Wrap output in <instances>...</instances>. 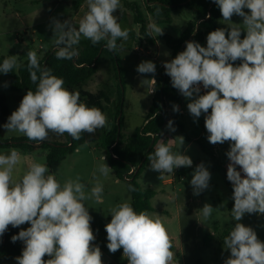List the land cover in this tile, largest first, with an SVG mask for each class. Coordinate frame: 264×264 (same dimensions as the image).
Here are the masks:
<instances>
[{
	"label": "clouds",
	"instance_id": "clouds-1",
	"mask_svg": "<svg viewBox=\"0 0 264 264\" xmlns=\"http://www.w3.org/2000/svg\"><path fill=\"white\" fill-rule=\"evenodd\" d=\"M213 2L223 20L229 22L228 27L211 31L206 47L196 41L186 42L185 50L163 67L172 86L191 100L187 104L190 114L195 118L206 114L209 143H230L226 153L230 160L227 179L233 185L231 213L236 223L223 240L225 249L230 250L224 264H264V242L253 228L240 223L246 213L264 214V0ZM87 6L78 28L70 21L53 22L57 59L77 57L74 46L81 37L93 45L106 40L110 51L117 49L118 39L128 40L129 30L122 29L113 15L121 6L120 0H87ZM233 15L243 17V28L231 22ZM242 31L246 32L243 39ZM153 34L163 35V28L150 23L147 36ZM26 56L30 80L36 89L29 90L8 117L3 125L6 131L20 132L29 140L42 142L49 132L67 133L79 140L82 133L92 134L107 126V116L99 108L88 107L80 101L79 92L69 91L62 78L41 67L36 51L29 50ZM237 60L241 61L239 65H235ZM16 67L18 55H10L0 63V73L13 72ZM136 70L154 75L156 65L143 61ZM142 83L148 86L149 93L156 91L154 78ZM201 84L210 90L200 94ZM173 111H179L178 105H173ZM172 123L169 121L168 127L175 131ZM179 140L182 146L184 138ZM101 160L104 162L98 170L107 177L112 169L106 165L104 155ZM148 160L151 169L161 174L193 165L188 155L173 152L162 140ZM20 162L21 154L15 148L9 154H0V236L9 225H31L11 238L25 245L21 256L16 257L17 264H103L99 246L92 243L96 239L91 227L93 218L84 203L90 199L103 203V184L99 179L86 193V185L79 177L61 185L46 164L35 161L22 177L14 179V169ZM210 178L204 164L197 165L190 181L193 194L206 190ZM129 189L135 191L131 184ZM214 209L206 203L200 211L208 219ZM110 215L105 231L111 253L122 248L128 264H178L174 262L170 235L158 214L137 213L130 203L124 202L111 208Z\"/></svg>",
	"mask_w": 264,
	"mask_h": 264
},
{
	"label": "rangeland",
	"instance_id": "rangeland-1",
	"mask_svg": "<svg viewBox=\"0 0 264 264\" xmlns=\"http://www.w3.org/2000/svg\"><path fill=\"white\" fill-rule=\"evenodd\" d=\"M72 1L0 0V57L7 58L10 55H18L19 65L28 59L26 54L29 50L36 51L38 58L41 59L47 52L57 49L52 38L54 35L53 22L70 21L72 26L78 28L79 18L86 14L76 16V12L72 8ZM129 1L142 4V0ZM244 11L249 13L250 10L245 8ZM127 13L129 14L128 18L119 24L122 29L129 30V38L127 41L118 39V47L115 50L122 69L123 85L119 83L117 65L107 56L102 55L99 58L96 74L81 89L93 94L99 91L104 93L106 102L103 101V105L106 107L107 123H112L117 96L118 94L122 95V129H120V133L125 139L134 129L143 125L151 104L152 93H149L148 86L142 81L156 76L165 62H170L176 57L173 58V52L164 40H157L154 46L144 45L140 40L138 28L132 22L130 11ZM193 19L192 11L179 9L171 13L169 24H156L163 28V35L176 38L185 29L187 23ZM231 22L241 24L240 26L243 28V17L233 15ZM228 23L222 17L218 22L219 28H227ZM84 40L86 38L81 37L80 42ZM80 42L74 46L77 51L80 50ZM121 44H123L122 48L119 47ZM184 50L181 48L178 53ZM143 61L155 63L156 73L154 75L137 72V66ZM26 93L27 91L11 92L6 75L0 73V94L6 96L9 115L19 107ZM189 102L191 100L181 94L177 118L183 126L184 132L182 133L175 126H172L175 131L167 127L165 134L157 143L166 139V144L171 146L173 152L181 151L188 155L192 159L193 165L177 168L172 173L161 174L152 170L149 163L142 170L138 183L142 189H150L155 192L150 200L153 211L149 213L158 214L162 218L171 238L174 262L178 261V264H224V261L230 256V250L225 249L223 240L236 223L231 213L234 200L230 186L233 185L227 179V167L230 160L226 153L230 149V143L215 145L209 143L207 139L209 133L205 128L206 114L202 113L199 118L193 117L187 108ZM23 136L25 135L20 132L6 131L3 140L8 141ZM179 137L184 138L182 146ZM46 140L64 143L66 136L65 134H55ZM36 145H40V143ZM77 149L50 167L46 161L47 150L39 148L29 153L19 151L21 162L14 169L13 178L22 177L28 170L29 164L35 161L46 164L50 173L55 175L61 185L69 179L75 180L79 177L80 181L86 185V193L90 191L96 179H99L103 184V203L97 204L94 199L84 202L93 218L91 227L96 239L92 243L94 246H99L103 264H128L126 257L123 256L122 248L115 253H111L107 248L105 225L111 221V208L124 202H131L130 191L124 180L116 178L113 170L107 177L99 172V165L104 162L101 160L103 155L106 157V165L110 167L107 160L108 151L87 143L79 145ZM201 163L209 170L211 178L209 187L201 194L194 195L190 181L196 166ZM236 168L237 171H241L238 165ZM181 169L190 170L178 180L175 177V171ZM241 175L243 177L242 171ZM206 203L215 208L208 219H204L200 211ZM240 223L253 228L258 239L264 242V214L246 213ZM30 226L26 222L22 225V229L26 230ZM0 264H17V260L14 258Z\"/></svg>",
	"mask_w": 264,
	"mask_h": 264
},
{
	"label": "trees",
	"instance_id": "trees-1",
	"mask_svg": "<svg viewBox=\"0 0 264 264\" xmlns=\"http://www.w3.org/2000/svg\"><path fill=\"white\" fill-rule=\"evenodd\" d=\"M85 0H73L72 8L77 10ZM120 7L113 13L117 17L118 23L128 18L127 11H130L132 22L138 26L140 40L146 46H154L156 41L164 40L166 45L172 50L173 58L181 48H186V42L196 41L201 46H207V35L219 29L218 22L222 18L218 6L213 0H142V4L129 0H120ZM187 9L193 12L194 19L187 23L181 34L173 38L168 35L148 37V18L155 23L169 24L171 13L175 10ZM246 32H241L242 39ZM18 38V37H17ZM107 41H101L95 45L86 39L80 42L79 55L72 60L57 59L55 52L57 49L47 52L43 58L39 59L41 67H47L52 74L64 80V87L72 92H79L80 101L88 107L99 108L104 114L106 107L105 95L102 91L89 93L81 90L83 85L89 81L97 72L99 58L107 56L119 69V83L123 85L122 69L115 51H110L106 47ZM5 57H0V63ZM240 60L235 62L239 65ZM28 59L21 62L13 72H9L6 78L9 82L11 92L35 91L36 84L30 80L27 68ZM156 80V91L152 93L151 104L141 127L136 128L132 133L124 138L120 133L122 129V95L118 94L115 114L112 123H107L104 128L97 129L94 133H82L79 140H74L69 134L64 133L66 142L57 143L44 140L42 142L29 140L26 136L13 138L8 141L3 140L6 129L3 127L8 122L9 111L6 106V96L0 94V149L1 154H9L15 148L18 152L25 150L27 153L34 152L39 148L47 150V165L62 161L67 155L73 153L77 147L83 143L94 144L98 148L108 151V164L119 180H124L127 188L129 184L135 189L131 194V206L139 213L140 211H153L150 200L155 195L150 189L144 190L138 183V178L150 161L148 155L155 151L157 141L165 134L168 122L172 121V126L179 128L183 133V126L178 121L177 112L173 111V105H178L181 93L171 84V78L166 74L165 68H161L159 73L153 77ZM119 122L117 124V118ZM167 120V122H166ZM57 133L49 132L48 137ZM166 143V139L163 141ZM40 143V145H36ZM35 144V145H34ZM133 169L132 174L129 172ZM190 169L175 171L176 179H180ZM233 192V186H230ZM23 230L21 226L12 227L9 225L6 232L0 236V261L9 260L22 254L25 245L23 241H12V236ZM45 260L49 259L46 255Z\"/></svg>",
	"mask_w": 264,
	"mask_h": 264
},
{
	"label": "crops",
	"instance_id": "crops-1",
	"mask_svg": "<svg viewBox=\"0 0 264 264\" xmlns=\"http://www.w3.org/2000/svg\"><path fill=\"white\" fill-rule=\"evenodd\" d=\"M75 12H76V16H80L81 14H85V13H87V11H88V6H87V0H85L84 2H82V4L80 5V7L77 9V10H74ZM129 15V14H128ZM83 18V17H82ZM82 18H79L80 20L82 19ZM79 20V21H80ZM148 20H149V22L150 23H154V21L153 20H151L150 18H148ZM136 26V25H135ZM137 28H138V26H136ZM154 36V35H153ZM143 44H144V42L143 41H141ZM153 78V77H152ZM21 227H22V225H21ZM23 245H24V243H23ZM21 256V255H20ZM19 257V256H18ZM16 258V257H15ZM12 259H14V258H12ZM12 259H9V260H12ZM7 260H5V261H0V263H4V262H6Z\"/></svg>",
	"mask_w": 264,
	"mask_h": 264
},
{
	"label": "built area",
	"instance_id": "built-area-1",
	"mask_svg": "<svg viewBox=\"0 0 264 264\" xmlns=\"http://www.w3.org/2000/svg\"><path fill=\"white\" fill-rule=\"evenodd\" d=\"M161 68H164V67L162 66ZM200 88H201V92H200L201 94H205L206 91L210 90V89H204L202 84L200 85ZM132 172H133V169L129 172V174H132Z\"/></svg>",
	"mask_w": 264,
	"mask_h": 264
},
{
	"label": "water",
	"instance_id": "water-1",
	"mask_svg": "<svg viewBox=\"0 0 264 264\" xmlns=\"http://www.w3.org/2000/svg\"><path fill=\"white\" fill-rule=\"evenodd\" d=\"M119 122V117L117 118V124ZM26 151L25 150H22V153H25Z\"/></svg>",
	"mask_w": 264,
	"mask_h": 264
}]
</instances>
